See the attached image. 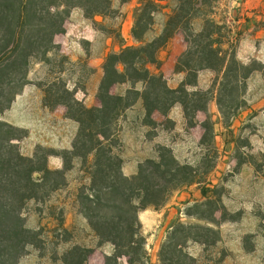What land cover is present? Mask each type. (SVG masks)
Instances as JSON below:
<instances>
[{
    "label": "trees",
    "instance_id": "trees-1",
    "mask_svg": "<svg viewBox=\"0 0 264 264\" xmlns=\"http://www.w3.org/2000/svg\"><path fill=\"white\" fill-rule=\"evenodd\" d=\"M123 1V0H122ZM213 0H142L134 11L131 35L136 45L108 54L102 64V79L96 98L100 107H86L64 90L56 98L55 106L65 108V117L78 124L71 149L55 154L34 153L24 156L14 141L22 131L0 121V264H18L34 235L25 226L23 210L30 201L45 202L51 194L67 186L66 174L73 169V160L80 162L78 171L86 181L76 190L78 213L83 216L97 247L110 244L113 252L104 257L103 264H146L145 238L141 233L139 211L162 207L176 190L197 184L202 200L193 202L184 215L202 222L204 211L217 212V201L211 194L214 187L208 175L214 169L217 150L207 142L213 134L209 116L200 124L203 135L198 145L208 146L212 161L201 160L199 166L179 162L172 151L158 147L157 157L138 164L135 175H123L120 155L118 119L140 98L145 122L151 123L154 112L162 115L176 104L183 109L187 127L196 126V113H207L211 100L209 90L196 87L197 73L209 70L217 74L215 101L223 124L244 106L242 89L253 73L251 65L240 63L234 45L223 50L220 25L211 16ZM167 2L166 4H163ZM73 8L84 15L106 13L109 0H0V117L19 94L29 60L53 49V38L63 32L64 21ZM163 13L159 32L154 31V18ZM198 25V27H196ZM175 33H181L186 51L179 57L176 72L185 74L175 89L167 83L158 69L159 51ZM149 66H155L150 71ZM141 84V90L136 89ZM127 85L122 94H115L116 86ZM48 106V105H47ZM40 150V148L38 149ZM59 156L62 168L50 169L47 157ZM202 209H205L202 211ZM191 225L176 223L167 233L158 259L160 264H183L186 258L183 245L189 238ZM202 244L206 241H201ZM94 248L73 245L62 254V264H85ZM190 260V259H189Z\"/></svg>",
    "mask_w": 264,
    "mask_h": 264
},
{
    "label": "rangeland",
    "instance_id": "rangeland-1",
    "mask_svg": "<svg viewBox=\"0 0 264 264\" xmlns=\"http://www.w3.org/2000/svg\"><path fill=\"white\" fill-rule=\"evenodd\" d=\"M212 2L211 16L223 26L220 31L222 48L229 50L228 41H231L236 53L238 42L246 33L243 0ZM114 11V8H109L107 12L111 15ZM154 23V31L147 35V39H150L154 32H159L162 17L156 16ZM164 51L166 46L158 55H162ZM243 64L251 65L254 69L245 80L242 89L244 106L238 110L227 126L223 124L219 113L218 117L216 114L209 115L213 124V134L207 139V142H212L217 150L215 166L220 155H224L225 160L234 159L235 162L229 168H225L219 182L212 184L209 181L215 188L211 196L217 201L215 205L217 212L213 214L214 221L211 222L208 211L203 212L205 217L202 222L186 216L181 221L192 226L188 237L196 238V241L189 239L184 243L182 255L186 258H181L183 264H264V82L262 81L264 63L251 58ZM155 69V66H150V71ZM97 76L96 69L95 71L90 69L86 65V60L72 63L65 55L59 53L55 46L46 57L39 54L29 60L24 86L11 106L0 117L1 122L22 131V137L14 143L24 156L32 157L34 153L43 155L47 150L60 154L66 150L61 147L60 141L66 139L71 128L68 126L58 129L45 128L42 123V118L45 117L42 106L54 109L57 107L55 106L57 96L64 90L74 95L69 82H75L82 88L86 82L93 84ZM184 78L185 74L183 80ZM217 79L219 80L217 74L212 71H199L196 78L198 90H209L211 98L215 99ZM139 87L140 85L136 86ZM125 88L126 86H117L112 92L122 94ZM74 98L76 99V96ZM213 106L215 112H218L216 101ZM242 114H245L243 120L234 124L236 117H242ZM214 115L216 118L213 117ZM166 124L169 126L168 123ZM232 125L234 127L229 128ZM187 133L191 134L189 131ZM186 136L187 134L184 135ZM175 143L179 145L176 149L180 157L179 162H186L196 167L200 165L201 160L207 162L213 160L211 151L208 153L210 150L208 146L201 147L198 142ZM54 157L60 158L54 155L47 157V166L50 169H57ZM246 164L252 167V172L243 167ZM80 166L78 160H73V169L66 174L67 187L71 188L74 194L80 184L84 183L78 171ZM212 179L214 180V177ZM67 187L51 194L45 202L30 201L26 204L23 210L25 226L33 233L34 239L32 244L26 247L18 264H62L60 261L62 254L73 245L94 248L95 253L89 255L85 264H92L91 260L95 256L100 257V253L109 251L108 244L97 247V240L78 214L65 231H56L49 235L47 230L42 228V212L46 211L48 206L55 204L54 202L59 198L64 201L70 200L68 196L70 191H67ZM76 208L78 210L77 205ZM181 215L183 216V213ZM204 240L206 243L202 244L201 241ZM66 242L69 243L68 246L65 245ZM162 244L157 252L158 264H160L158 254ZM120 263L126 264V259L121 258ZM146 264H150L148 256Z\"/></svg>",
    "mask_w": 264,
    "mask_h": 264
},
{
    "label": "crops",
    "instance_id": "crops-1",
    "mask_svg": "<svg viewBox=\"0 0 264 264\" xmlns=\"http://www.w3.org/2000/svg\"><path fill=\"white\" fill-rule=\"evenodd\" d=\"M109 1L110 8L115 9L111 15L106 12L86 16L80 8H73L64 21L63 32L53 38V45L70 62L78 63L86 60V65L90 69L94 71L96 69L98 76L93 84L86 82L81 88L75 82H69L71 84L70 89L73 90L76 99L86 107H100L96 93L102 79V62L105 57L127 46L137 44L132 38L131 30L134 22V11L142 0ZM166 3L164 2L163 4ZM242 4L245 11L246 33L238 42L236 57L243 63L248 62L251 58H256L264 63V0H243ZM165 12L167 13L168 10L164 9L162 14L157 15L162 17V21L164 19L163 13ZM109 22H112V24ZM255 25H260L261 27L255 28ZM165 46L166 51L162 55H158V69L162 73L167 86L175 89L183 81L184 77V73H176L174 69L178 58L186 50V43L181 33H175ZM262 81L264 82V80ZM137 85H140L139 88H136L140 91L141 84ZM120 86L127 87V85ZM196 89H198V84L190 91ZM209 102L207 113L197 112L195 117L196 126L188 128L183 109L178 104L174 105L165 115L154 112L150 117L151 123H146L142 100L139 98L118 120V136L121 144L120 155L123 161L121 171L123 175L126 177L135 175L138 164L146 159L156 158V149L160 146L171 149L174 157L180 160L176 152L179 145L175 142H199L203 135L200 124L206 119V114L208 116L216 114L218 117V112H215L213 106L215 99L211 98ZM42 111L45 116L42 118L45 128L58 129L66 126L71 128L66 139L60 141L63 149H71L78 124L65 117V109L62 106L48 109L43 105ZM244 115L236 117L234 124L239 120H243ZM216 116L214 115L213 117L216 118ZM233 127L234 125L229 128L232 129ZM219 129L221 130L222 128L220 127ZM187 131L191 132V134L187 133ZM186 134L188 138L184 137ZM54 159L56 168H62L61 158L54 157ZM225 159L224 155H220L218 164L208 175V181L212 184L219 182L225 168H229L235 162L234 159ZM243 167L251 172L253 171L250 165L246 164ZM79 173L83 177L82 171H79ZM213 177L214 180L212 179ZM85 181L83 179V182ZM70 189L67 187V191H70L68 193L70 200L64 201L59 198L54 202L55 204L48 206L46 211L42 212V228L44 227L49 235L56 231H65L72 225L77 214L82 217L86 228L89 230L86 220L78 213L76 208V194ZM200 200H202L200 187L194 184L173 192L162 207L158 209L147 208L138 212L137 217L145 237V248L150 264H158L157 252L159 247L172 227L184 220V209H186V206ZM181 213H183V216ZM65 245L68 246L69 243L66 242ZM108 250V252L100 253V257L95 256L91 263L102 264L104 256L113 252V247L109 244Z\"/></svg>",
    "mask_w": 264,
    "mask_h": 264
}]
</instances>
